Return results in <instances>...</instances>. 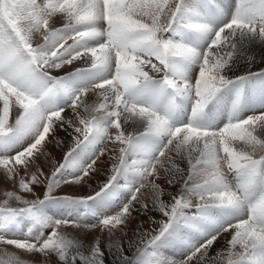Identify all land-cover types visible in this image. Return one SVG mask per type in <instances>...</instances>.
<instances>
[{
  "label": "snow or ice",
  "instance_id": "6c2138e0",
  "mask_svg": "<svg viewBox=\"0 0 264 264\" xmlns=\"http://www.w3.org/2000/svg\"><path fill=\"white\" fill-rule=\"evenodd\" d=\"M257 56L264 0H0V171L13 184L0 264H29L8 246L37 264H264ZM58 131L60 160L47 151ZM104 156L99 190L52 195L87 184ZM39 185L42 199L23 195ZM165 185H179L168 200Z\"/></svg>",
  "mask_w": 264,
  "mask_h": 264
},
{
  "label": "rangeland",
  "instance_id": "374dc122",
  "mask_svg": "<svg viewBox=\"0 0 264 264\" xmlns=\"http://www.w3.org/2000/svg\"><path fill=\"white\" fill-rule=\"evenodd\" d=\"M38 42H42V41H38ZM259 62H260L259 61V56H257V61L252 65L253 66V68H252L253 71H259L260 68L262 66H264V65L261 64V62L260 63ZM70 70H71V68H66V69H63V70H53V72H51V74L53 76H60V75L65 74L66 71H70ZM237 70H238V72H237ZM244 71L245 72L247 71V67L244 66V65H241L239 68L234 69V72L237 75L243 74ZM229 75H232V73H229ZM67 114L71 115L70 110H68ZM13 117H14V113L12 114V116H10V122H12ZM130 131H132V128L130 129ZM57 134L58 135H56V137H50L52 143L48 144L47 151L50 153L52 158H55L56 160H60L62 158L64 152L66 151L65 145L70 143V139L68 137V134L63 132V131H58ZM57 136H59V137H57ZM57 139L63 141L64 143L58 145L57 142H56ZM106 147H110V145H106ZM50 148H51V150H50ZM58 152H59V154H58ZM60 154H62L61 157H60ZM108 159H109L108 156H104V157H102L101 161L98 162L99 171L97 173L93 174V176H92L93 179L91 178L97 184V186L93 187L95 189L94 191L99 190V187L103 184V182L105 181V179H106V177L108 175V170H109L108 167H110V164H111V160L110 159L108 160ZM41 160L43 161V157L41 158ZM101 163H103V164H101ZM105 164L107 165V167L105 166ZM43 169H44V172L46 174H50V164H45ZM104 173H106V174H104ZM100 174H102V175H100ZM230 175L231 174H229V179L231 180L232 177ZM84 186H85V184L68 185V187H67V185H62L61 188L56 189L52 193V195H54V196H60V195L84 196V195H89V194L93 193L92 190H89L90 192H84L83 191L84 190ZM176 187H177L176 190H178L179 185L176 186ZM12 189H13V184L10 181H7V180L3 179L2 171H0V199L3 198L2 197V193L5 190H12ZM166 189L169 190V188H167V187H166ZM176 190L171 191V193L174 194ZM45 191H46V187L44 185H39V186L35 187V195L34 196L32 194H23V195H25L26 198H28V199H35L37 197L42 199L43 196H44ZM165 193H167V192H165ZM169 193L170 192H168L167 195H169ZM146 198H147V196H146ZM168 199H169V197H167V199H165V200H168ZM53 211H54V209H53ZM153 213L155 214L153 216H155V218L157 220L161 218L159 213H157V212L156 213L153 212ZM147 215L148 216H152V213H149ZM148 216L146 218L147 220L145 219V221H143V223H142L144 230H151V229L155 228V226H156V225H154L151 222L150 219H148ZM97 235H100L99 230H97L96 232L90 234L89 239H91L92 237L97 236ZM100 238H101V241L103 242L106 239V235L101 236ZM8 251L9 252H15L16 254L21 255L22 259L28 261L29 264H37V262L40 261V259H41V257L39 255H29L27 253H23L22 251L15 249L12 246H8ZM169 254H171V253L169 252ZM106 264H115V262L113 260V255L111 253L106 254Z\"/></svg>",
  "mask_w": 264,
  "mask_h": 264
},
{
  "label": "bare ground",
  "instance_id": "6f19581e",
  "mask_svg": "<svg viewBox=\"0 0 264 264\" xmlns=\"http://www.w3.org/2000/svg\"><path fill=\"white\" fill-rule=\"evenodd\" d=\"M260 63V62H259ZM244 68V67H243ZM252 68H253V66H252ZM244 70V69H243ZM53 72V71H52ZM237 72H238V70H237ZM245 72V71H244ZM92 98H95V97H92ZM70 113H71V111H70ZM131 129V128H130ZM130 129H128L129 131H130ZM58 135V134H57ZM57 137H59V136H57ZM52 143V142H51ZM55 145V144H54ZM53 145V146H54ZM62 147V146H61ZM58 149V148H57ZM50 150H51V148H50ZM65 151V150H64ZM57 152V151H56ZM58 154H59V152H58ZM61 155L62 154H60V157H61ZM54 157V156H53ZM59 158V157H58ZM57 158V159H58ZM107 160V159H106ZM109 160V159H108ZM101 164H103V163H101ZM110 164V163H109ZM105 166L107 167V165L105 164ZM103 167V166H102ZM109 168V167H108ZM44 170V169H43ZM103 174V173H102ZM102 174H100V175H102ZM104 174H106V173H104ZM231 176V175H230ZM232 177V176H231ZM93 179V178H92ZM92 179H90L89 181H88V183L87 184H85V186H84V192H90L89 190H92L93 192H94V188L93 187H95V186H97V184L95 183V181L94 180H92ZM101 181V180H100ZM161 183H163V182H161ZM178 186V185H177ZM67 187H68V185H67ZM168 188V186L166 185L165 186V188ZM78 188V187H77ZM176 189H177V187H176ZM176 189H171V188H169V190L168 189H166V191L165 192H167V193H165L164 195V197H163V199H167V197H169V195H167L168 194V192H171V191H174V190H176ZM156 213V212H155ZM188 214L189 215H192L193 213L191 212V211H189L188 212ZM153 215H155L154 213H152V216ZM148 216V215H147ZM147 216H144L143 217V219H142V223H143V221H145V219L147 218ZM147 220V219H146ZM135 223H132V224H130V228H135ZM130 235H131V232L129 233ZM224 244H225V240L223 239V238H221L215 245H214V248L212 249V253L214 254L216 251H218V250H220L221 248H223V246H224ZM171 253V252H170Z\"/></svg>",
  "mask_w": 264,
  "mask_h": 264
}]
</instances>
